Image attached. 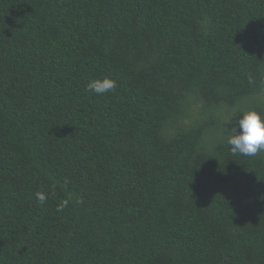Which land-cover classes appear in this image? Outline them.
<instances>
[{"label":"trees","instance_id":"obj_1","mask_svg":"<svg viewBox=\"0 0 264 264\" xmlns=\"http://www.w3.org/2000/svg\"><path fill=\"white\" fill-rule=\"evenodd\" d=\"M242 108L264 0H0V264H264Z\"/></svg>","mask_w":264,"mask_h":264},{"label":"clouds","instance_id":"obj_2","mask_svg":"<svg viewBox=\"0 0 264 264\" xmlns=\"http://www.w3.org/2000/svg\"><path fill=\"white\" fill-rule=\"evenodd\" d=\"M116 87L117 81L105 76L90 80L87 90L99 96L114 91ZM231 124L234 126L227 131V144L231 146L233 155L255 156L259 152H264V112L255 108H242ZM36 199L44 204L47 193L37 192ZM67 203V200L60 203L57 211H62Z\"/></svg>","mask_w":264,"mask_h":264},{"label":"rangeland","instance_id":"obj_3","mask_svg":"<svg viewBox=\"0 0 264 264\" xmlns=\"http://www.w3.org/2000/svg\"><path fill=\"white\" fill-rule=\"evenodd\" d=\"M228 118L233 119L234 118V114L229 112L228 113Z\"/></svg>","mask_w":264,"mask_h":264}]
</instances>
